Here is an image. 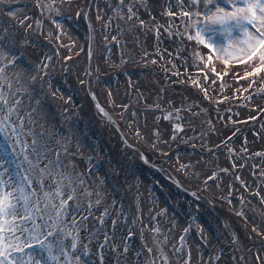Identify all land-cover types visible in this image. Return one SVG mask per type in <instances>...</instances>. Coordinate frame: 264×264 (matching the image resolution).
<instances>
[{"label": "rangeland", "instance_id": "1", "mask_svg": "<svg viewBox=\"0 0 264 264\" xmlns=\"http://www.w3.org/2000/svg\"><path fill=\"white\" fill-rule=\"evenodd\" d=\"M170 2L57 0L60 13L50 17L40 10L44 0H0V36L19 49L0 65L20 57L6 72L13 89H21L15 97L22 99L21 115L31 113L37 133L60 140L68 149L64 163L74 164L86 186L102 194L95 215L110 206L118 217L117 236L126 237L129 250L125 254L117 239L120 246L105 251V264H252L250 258L264 264V72L246 75L253 61L225 64L218 51L182 34L180 17L166 15ZM88 20L96 49L91 72ZM88 82L132 143L222 210L250 258L200 193L192 196L168 173L145 165L100 118ZM170 111L178 112L181 133L167 121ZM89 221L90 229L97 226ZM111 227L106 220L110 235ZM90 248L99 264L97 243Z\"/></svg>", "mask_w": 264, "mask_h": 264}, {"label": "snow or ice", "instance_id": "2", "mask_svg": "<svg viewBox=\"0 0 264 264\" xmlns=\"http://www.w3.org/2000/svg\"><path fill=\"white\" fill-rule=\"evenodd\" d=\"M36 2L41 5L42 0ZM56 2L44 0L41 12L46 8L50 17L53 11L59 14ZM123 4L120 0V6ZM133 7L128 5L129 19L136 15ZM9 15L15 16V12ZM166 15L179 16L185 28L182 34L218 51L226 57L225 64L243 58L253 61V72L246 75L264 72V0H175L169 3ZM52 22L61 27L55 19ZM140 24L145 25V21L140 20ZM16 51L15 40L0 36V61ZM18 59L12 56L0 65V264H93V242L100 249L96 253L99 264H105V251L120 246L117 239L126 254V237L117 236L118 217L113 219L110 206L100 216L95 215L93 210L102 206V194L90 190L84 173L61 159L62 153L68 155L67 147L60 140L53 141L49 133H37L31 113L21 115L22 99L15 98L21 89H13L6 72ZM30 82L34 86L36 76ZM89 218L97 226L90 229ZM108 219L112 221L111 235L104 230Z\"/></svg>", "mask_w": 264, "mask_h": 264}, {"label": "water", "instance_id": "3", "mask_svg": "<svg viewBox=\"0 0 264 264\" xmlns=\"http://www.w3.org/2000/svg\"><path fill=\"white\" fill-rule=\"evenodd\" d=\"M90 30H91V45H90V62L92 61V54H93V49H94V39H95V35H94V30H93V28H92V26L90 25ZM94 100H95V102H96V104L97 105H99V103H98V101H97V99H96V97H94ZM100 106V105H99ZM100 109H102L103 110V108H101L100 107ZM101 110V111H102ZM102 113L105 115V113H107L105 110H103L102 111ZM105 117H106V120L109 122V123H111L120 133H121V135H122V137L123 138H125V135H124V133L122 132V130H121V128L119 127V125L117 124V122L107 113V115H105ZM168 118L172 121L173 119H171L170 118V114L168 115ZM126 139V138H125ZM133 147V146H132ZM137 152H139L140 153V155L142 156V158L147 162V163H149V164H151L146 158H145V156L143 155V153L139 150V149H137V148H135V147H133Z\"/></svg>", "mask_w": 264, "mask_h": 264}, {"label": "bare ground", "instance_id": "4", "mask_svg": "<svg viewBox=\"0 0 264 264\" xmlns=\"http://www.w3.org/2000/svg\"><path fill=\"white\" fill-rule=\"evenodd\" d=\"M132 18H133V17H132ZM132 18L130 19V21L132 20ZM175 36H176V35H175ZM171 45H172V44H171ZM167 47H169V45H166V48H167ZM168 49H169V48H168ZM175 51H176V50L174 49L173 52H172V51H171V52L174 53ZM212 61L218 63L217 57H215V56L212 57ZM241 61H242V59H240L239 61L234 60V62H232V64H234V65L238 68V65H239L238 63H240ZM233 70H235V69H233ZM146 83H147V82H146ZM150 83H153V82H150ZM149 91H150V90H149ZM150 93H151V92H150Z\"/></svg>", "mask_w": 264, "mask_h": 264}]
</instances>
